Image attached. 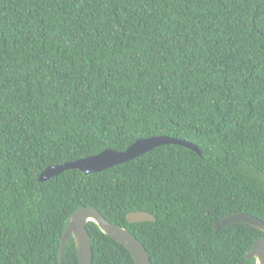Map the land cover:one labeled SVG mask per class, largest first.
Instances as JSON below:
<instances>
[{
	"label": "trees",
	"instance_id": "16d2710c",
	"mask_svg": "<svg viewBox=\"0 0 264 264\" xmlns=\"http://www.w3.org/2000/svg\"><path fill=\"white\" fill-rule=\"evenodd\" d=\"M162 145L85 175L48 166ZM97 209L151 264H255L264 235V0H0V264H59L69 216ZM145 211L155 222L128 223ZM92 264H135L89 222ZM62 264H78L73 240Z\"/></svg>",
	"mask_w": 264,
	"mask_h": 264
},
{
	"label": "water",
	"instance_id": "95a60500",
	"mask_svg": "<svg viewBox=\"0 0 264 264\" xmlns=\"http://www.w3.org/2000/svg\"><path fill=\"white\" fill-rule=\"evenodd\" d=\"M162 145H178L201 155L198 147L188 141L168 136H154L138 139L124 151L105 149L100 154L48 166L40 173L38 180L43 183L69 170H79L85 175L95 174L131 161ZM126 219L130 224L156 221L152 214L145 211L131 212ZM89 222L96 224L104 235L120 243L130 253L135 264H151L146 248L130 231L112 224L97 209L92 207L79 208L69 216L64 232L58 235L60 241L59 264L63 263L64 249L70 240H73L75 244L78 264H92V243L87 230ZM235 223H245L264 233V223L246 213L228 215L218 221L213 229L218 230L221 227ZM246 259L255 260V264H264V235L259 237L253 243L251 249L246 252Z\"/></svg>",
	"mask_w": 264,
	"mask_h": 264
}]
</instances>
